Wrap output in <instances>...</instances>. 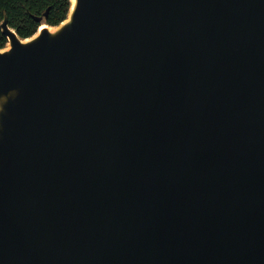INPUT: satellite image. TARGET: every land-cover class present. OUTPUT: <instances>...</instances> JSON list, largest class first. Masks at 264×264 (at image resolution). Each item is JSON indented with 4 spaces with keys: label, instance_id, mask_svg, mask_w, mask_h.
<instances>
[{
    "label": "water",
    "instance_id": "obj_1",
    "mask_svg": "<svg viewBox=\"0 0 264 264\" xmlns=\"http://www.w3.org/2000/svg\"><path fill=\"white\" fill-rule=\"evenodd\" d=\"M70 2L0 23V264H264V0Z\"/></svg>",
    "mask_w": 264,
    "mask_h": 264
},
{
    "label": "trees",
    "instance_id": "obj_2",
    "mask_svg": "<svg viewBox=\"0 0 264 264\" xmlns=\"http://www.w3.org/2000/svg\"><path fill=\"white\" fill-rule=\"evenodd\" d=\"M70 0H0V23L7 16L9 25L25 38L33 35L42 23L57 25L70 9ZM48 10V14L45 12ZM42 16L41 21L36 17ZM7 36L0 26V48L7 43Z\"/></svg>",
    "mask_w": 264,
    "mask_h": 264
}]
</instances>
